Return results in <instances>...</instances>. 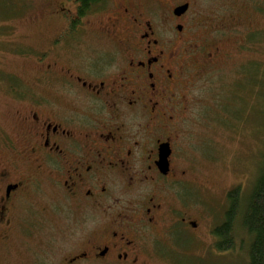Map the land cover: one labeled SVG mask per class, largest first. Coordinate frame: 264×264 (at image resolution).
<instances>
[{"label":"flooded vegetation","instance_id":"flooded-vegetation-1","mask_svg":"<svg viewBox=\"0 0 264 264\" xmlns=\"http://www.w3.org/2000/svg\"><path fill=\"white\" fill-rule=\"evenodd\" d=\"M246 1L45 3L56 33L35 54L37 90L12 87L13 112L0 115V264H146L153 238L167 241L175 223L198 226L184 191L211 187L181 152L183 121L198 103L188 93L232 56L229 25L252 20L241 9L223 22L201 5ZM196 23L209 28L202 38L192 37ZM79 33L85 43L73 44ZM44 183L75 209L44 201ZM74 217L91 230L79 252L58 260L48 252Z\"/></svg>","mask_w":264,"mask_h":264},{"label":"rangeland","instance_id":"rangeland-1","mask_svg":"<svg viewBox=\"0 0 264 264\" xmlns=\"http://www.w3.org/2000/svg\"><path fill=\"white\" fill-rule=\"evenodd\" d=\"M47 1L0 0V28L7 33L0 34V115L13 112L10 93L17 90L12 87L18 91L37 90L39 67L35 54L47 50L51 36L56 33L55 26L46 24L42 18ZM111 1L108 0V5ZM261 3L264 0L201 5L206 15L218 16L223 22H228L230 14L237 16L241 9L249 12L252 20L248 26L229 25L224 46L232 56L222 60L220 69L204 77L188 93L198 103L191 106L183 121L181 152L184 163L193 171L192 177L211 187L202 185L199 191L185 188L184 210L198 226L175 223L167 241L153 238L148 244L153 259L149 258L146 264H245L248 261L250 236L238 223L233 226L236 244L231 250L219 249V237L214 230L225 220L229 191L239 187L248 194L263 159L264 13L257 10ZM189 27L193 38H202L209 29L200 23ZM72 40L73 44H84L85 35L79 33ZM51 188L48 183L42 185L40 195L44 201L66 203L75 209L64 198L54 197ZM91 227L84 217H74L66 233L57 231L54 248L48 253L60 260L79 252Z\"/></svg>","mask_w":264,"mask_h":264},{"label":"trees","instance_id":"trees-1","mask_svg":"<svg viewBox=\"0 0 264 264\" xmlns=\"http://www.w3.org/2000/svg\"><path fill=\"white\" fill-rule=\"evenodd\" d=\"M83 5L88 0H83ZM258 12L264 13V4H258ZM261 166L252 190L247 194L234 188L228 193L229 208L225 220L214 233L219 237L220 250H231L236 244L235 222L250 236L248 261L245 264H264V152Z\"/></svg>","mask_w":264,"mask_h":264},{"label":"water","instance_id":"water-1","mask_svg":"<svg viewBox=\"0 0 264 264\" xmlns=\"http://www.w3.org/2000/svg\"><path fill=\"white\" fill-rule=\"evenodd\" d=\"M168 156H169V150H167V148L164 147L161 154V161H160L161 166L166 167L168 165Z\"/></svg>","mask_w":264,"mask_h":264}]
</instances>
